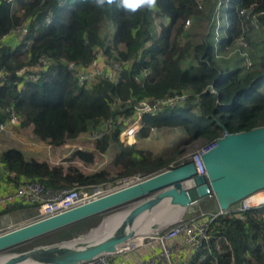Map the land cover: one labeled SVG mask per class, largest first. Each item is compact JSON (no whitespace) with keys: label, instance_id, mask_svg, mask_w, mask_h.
Returning a JSON list of instances; mask_svg holds the SVG:
<instances>
[{"label":"trees","instance_id":"16d2710c","mask_svg":"<svg viewBox=\"0 0 264 264\" xmlns=\"http://www.w3.org/2000/svg\"><path fill=\"white\" fill-rule=\"evenodd\" d=\"M16 1L23 9L21 13L13 12L6 0H0V124L16 117V124L31 125L39 140L58 145L110 122L126 176L148 175L172 164L160 155L145 158L142 149L119 143L118 133L125 121L120 118L131 117L140 100L163 104L155 113L142 116L140 138L149 135L151 129L177 130L182 145L199 139L205 146L223 135L226 129L222 124L231 132L264 125V53L259 69H230L218 64L249 19L254 17L264 28V0H223L227 27L222 26L223 36L215 37L222 48L219 55L214 54V2L205 11L197 0H156L152 9L137 7L132 11L120 7L118 0L103 6L96 0H65L63 5L58 4L60 0ZM47 15L51 21L43 25ZM156 16L165 20L159 32L153 29ZM204 17L207 32L195 41L189 29ZM22 25L28 29L27 36L20 41L9 39L13 29ZM33 34L31 44L22 50L24 39ZM99 51L120 64L119 78L98 77L80 85L68 62L86 67ZM40 59L45 66L37 81L27 80L26 72L20 74L24 67L40 65ZM212 86L214 92L209 90ZM174 96L183 99L162 103ZM177 148L174 163L183 153ZM152 158L156 161L151 171L144 174L133 170L135 164ZM0 164L5 180L13 185L38 180L60 189L104 180L95 173L59 172L47 162L26 159L16 148L3 150ZM98 220L99 215L91 216L31 241L69 239ZM208 234L191 255L193 264H264V209L217 215ZM199 257L203 259L198 261Z\"/></svg>","mask_w":264,"mask_h":264},{"label":"water","instance_id":"95a60500","mask_svg":"<svg viewBox=\"0 0 264 264\" xmlns=\"http://www.w3.org/2000/svg\"><path fill=\"white\" fill-rule=\"evenodd\" d=\"M222 126L226 129L224 134L201 155L205 174H198L194 162L189 159L60 213L0 232L1 253L83 219L131 204L125 212H121L123 217L117 226L102 237L93 240L94 233L91 236L89 233L103 220L69 239L3 255L0 264L87 262L104 254L120 252L117 251L119 246L136 235L133 228L136 219L153 211L164 201L174 210L184 211L204 198L213 197L217 208L226 211L247 196L264 190V125L238 132H231L224 124Z\"/></svg>","mask_w":264,"mask_h":264},{"label":"built area","instance_id":"2783aa9c","mask_svg":"<svg viewBox=\"0 0 264 264\" xmlns=\"http://www.w3.org/2000/svg\"><path fill=\"white\" fill-rule=\"evenodd\" d=\"M6 1L10 4L13 12L21 13L23 11L16 0ZM65 2V0H60L58 4L63 5ZM222 4L225 6L224 1ZM218 8L220 12L221 6H216V9ZM50 21L51 17L47 15L41 23L43 25H48ZM223 29H225V27H223ZM214 30L217 31L215 27ZM27 32L28 29L24 25L18 26L13 29L9 39L20 41L25 38V35L27 36ZM33 36L34 34L31 38L28 36L24 39L22 50H25L31 44ZM215 37L218 38V36H214V54L219 55L222 48L217 44L218 39L216 40ZM40 62V65H35L30 68L24 67L19 71L20 74L23 75L26 72L25 78H27V80L37 81L41 77L40 74L45 66V61L43 59H40ZM100 65L101 69H99ZM67 67L72 74L76 75L80 85H87L95 81L98 77H106L112 81H116L119 78L118 72H120V64L114 60L109 61L101 51L97 52L96 57L86 67H81L75 62H68ZM1 72L2 70L0 69V77ZM19 86L22 85L19 84ZM209 90L211 92L215 91L213 86L210 87ZM175 98L183 99V96L167 98V100H164L162 103H166L167 101L170 102ZM160 105L163 104L148 102L146 100H140L135 104L134 113L124 121L122 130V133L124 132L123 134L127 138L129 146L136 142L137 135L143 127L142 116L146 113H155L160 109ZM10 122L16 124V117H12ZM4 126L5 123L0 124V130H3ZM101 135L102 133L100 136ZM216 140L205 146H201L200 144L191 156L187 157L182 154L177 163H172L167 168L181 165L189 159H192L197 173L205 174L201 155L203 152L213 147ZM145 177L146 175L138 173L109 182L78 185L71 188L60 189L47 187L38 180H24L22 183L14 185L12 189L0 195V206H9L15 203L34 205L37 211L33 220H37L60 213L112 191L132 185ZM249 209H264V190L257 191L247 196L226 211L218 208L217 211L209 214L194 211L184 217L177 218L164 228L144 235L141 240L143 239L142 241H144L145 249L136 256L119 255L124 252V250L114 254H104L93 260L79 264H193L191 255L198 251L204 241L209 238V226L217 215L227 212H236L240 214ZM202 259L203 257H199L198 261Z\"/></svg>","mask_w":264,"mask_h":264},{"label":"rangeland","instance_id":"374dc122","mask_svg":"<svg viewBox=\"0 0 264 264\" xmlns=\"http://www.w3.org/2000/svg\"><path fill=\"white\" fill-rule=\"evenodd\" d=\"M197 1L205 11L211 7L213 2L215 6H221L220 12L219 8L216 9L217 14L212 21V24L215 25V29L217 30L214 31V36H218V38L223 36V30L221 26H224L225 28L227 27L225 23L227 20L226 13L224 12V9L222 11V8L225 7L222 4L223 0ZM161 22L164 23L165 20L162 17L157 18L156 16L154 21L155 25L153 27L155 32H159ZM207 23L208 22L205 17L201 20L196 21L194 25L189 29L191 38H193L195 41L200 40L207 32ZM258 25L259 24L256 22L254 17L252 19H249V22L246 23V26L242 30L240 36L232 39L231 44H229L225 48L223 54L224 58L218 61V64L220 66L230 69H240L243 66H250L252 68L254 67L256 69H259V60L264 53V28H261ZM99 69H101V65ZM262 90L264 91V86L262 87ZM126 119L127 118H120L121 122L122 120ZM11 123L14 126L6 127L5 125L4 129L0 130V150L15 147L22 148L23 146L21 143L25 141V143L28 144L27 146L31 148L30 154H26V159H35L38 161L47 162L49 166L55 168L59 172H76L84 175H91L95 173L104 178L102 182H109L126 176L124 171L125 168L123 167L121 161V148L113 138V124L109 122L103 123L98 128L92 127V131L88 129V131L82 132L76 138L72 140H66L64 143L58 145H51L47 142L39 140L33 134L31 125L21 126L18 124H14L13 122ZM123 127L124 126H122L118 133V141L122 144V146H129L127 138L123 134L124 132L122 133ZM101 133L102 135L100 136ZM175 142L176 144H174ZM181 142V135L177 130H152L146 137L140 138L137 136L136 142L133 145H135L137 149L140 148L142 149V151L146 152L145 158H147V155L151 157L160 155V157L167 159V163L171 160L172 161L170 163H174L175 160L173 162V159L178 155L177 147H180L183 151L182 154L188 157L191 156L193 152H195L200 146L199 139H196L185 145H182ZM175 145L177 146L176 149L174 148ZM155 161L156 160L152 158L147 163H137L134 165L133 170L140 171L145 174L146 172H149L153 169ZM234 205H232V207ZM130 206L131 204L122 205L103 214H100L99 220L96 225L107 216L125 212ZM167 209L166 211H164V213L167 212ZM171 210L174 211V208H171ZM194 211L203 214L214 213L215 211H217V204L213 197L204 198L198 203L192 204L185 208V210L180 214V216H178V218L184 217ZM154 212L155 211H153L152 213ZM154 214L158 213L156 212ZM160 214V217H155L157 218L154 220L155 225L156 223L157 225L159 223H162L161 220L163 215L162 213ZM171 220L169 219L168 221L164 222L161 225L163 226L162 228L170 224L172 222ZM142 240L137 244H134L132 246L130 245L127 250L119 255L136 256L140 254L142 250L145 249V244ZM46 244L50 243H45L44 240L39 242L28 241L13 248L4 250L0 253V257L7 254L25 251L36 245Z\"/></svg>","mask_w":264,"mask_h":264},{"label":"bare ground","instance_id":"6f19581e","mask_svg":"<svg viewBox=\"0 0 264 264\" xmlns=\"http://www.w3.org/2000/svg\"><path fill=\"white\" fill-rule=\"evenodd\" d=\"M167 208H169V209H167ZM171 208H172V206H170L167 201H164L162 204H160L159 206H156L153 209V211H155L154 213L157 212L158 214H154V213H152L153 211H151L149 213H146V214L138 217L135 221V224H133V228L136 232V235L130 237L125 243H123L121 246H119L117 251L127 249L130 247V245L132 246L134 244H137L141 240L143 235H147V234H149L155 230L162 228L161 225L164 222L168 221L169 219L170 220L176 219L183 212V209H175L173 211V210H171ZM166 209H167V212L164 213V211H166ZM160 213H162V215H163L162 220H161L162 223H159L158 225L156 223V225H155L154 220L158 218L157 216H159ZM160 216H161V214H160ZM122 217H123L122 213L107 216L106 218L103 219L101 224L95 230L93 229V231L89 233V235L91 236L94 233L92 235V236H95V238H92L94 240L98 237H102L103 235L108 234L114 227L117 226V224L122 219ZM155 217H157V218H155ZM94 231H96V232H94ZM128 241H130V242H128ZM133 241L136 243H134ZM72 242L73 241H70V243H72ZM22 264H33V263L25 262Z\"/></svg>","mask_w":264,"mask_h":264},{"label":"crops","instance_id":"0c3cea01","mask_svg":"<svg viewBox=\"0 0 264 264\" xmlns=\"http://www.w3.org/2000/svg\"><path fill=\"white\" fill-rule=\"evenodd\" d=\"M8 41H11V40H8ZM5 125L6 127L14 126L10 121H7ZM21 144L23 146L22 147L23 149L17 148V147L15 148L18 149L26 158L27 157L26 154H30L31 148L27 146L28 144L25 143V141L22 142ZM2 151L3 150H0V153ZM5 177H6V172L2 164H0V195L14 187L13 184L5 180ZM36 211H37L36 206L26 205L23 203H15L9 206H0V232L6 231L10 228L16 227L18 225H21V224H24V223H27L33 220L35 217Z\"/></svg>","mask_w":264,"mask_h":264},{"label":"clouds","instance_id":"9594fccd","mask_svg":"<svg viewBox=\"0 0 264 264\" xmlns=\"http://www.w3.org/2000/svg\"><path fill=\"white\" fill-rule=\"evenodd\" d=\"M107 2V4H112L113 0H96L97 5L103 6ZM119 6L126 9L135 11L137 7H146L148 9H152L156 0H118Z\"/></svg>","mask_w":264,"mask_h":264}]
</instances>
